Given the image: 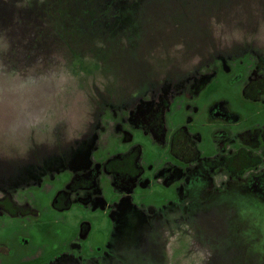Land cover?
Segmentation results:
<instances>
[{"label":"rangeland","instance_id":"rangeland-1","mask_svg":"<svg viewBox=\"0 0 264 264\" xmlns=\"http://www.w3.org/2000/svg\"><path fill=\"white\" fill-rule=\"evenodd\" d=\"M0 81V264H264V0H0Z\"/></svg>","mask_w":264,"mask_h":264},{"label":"flooded vegetation","instance_id":"flooded-vegetation-1","mask_svg":"<svg viewBox=\"0 0 264 264\" xmlns=\"http://www.w3.org/2000/svg\"><path fill=\"white\" fill-rule=\"evenodd\" d=\"M164 93H165V91L163 92V94L159 98L160 103L158 104V108H157V105H154V104H150L149 106L142 104L141 108L129 107L128 109H126L127 115L122 119L121 122L123 124H125L126 122L130 123L131 120L128 118L133 116L137 119L136 121H138V125L135 124L136 128L141 129L142 127H145L147 130L151 129L149 131H151V134L153 135L154 139H157L156 134L153 132V128H156V127L161 128L159 126L160 116L163 117V111L166 110V108H167V106H166L167 97L164 95ZM151 105H153V106H151ZM117 128L121 129V127H118V126H117ZM156 130L158 131V128H156ZM161 138H162V136H161ZM82 166L83 165H77L75 167V171H77V172H75V173H77L76 178L78 175L84 176V177L90 176V173H89L90 170H88L89 168L87 167L88 169L87 168L80 169ZM82 171H84V172H82ZM78 172H82V173H78ZM85 173H87L88 175H85ZM87 180L89 182L92 181L93 185H89L88 189L79 190L80 193H77V194H79V195L82 194L80 196L84 197L85 200L88 198L87 202L92 203V205H95V204L98 205L99 199L97 196L98 194H96V189L94 188L95 187L94 176L92 178H87ZM92 190L94 191V193L91 195H87L88 194L87 192H90ZM81 191H84V192H81ZM66 197H68V196H66Z\"/></svg>","mask_w":264,"mask_h":264},{"label":"crops","instance_id":"crops-1","mask_svg":"<svg viewBox=\"0 0 264 264\" xmlns=\"http://www.w3.org/2000/svg\"><path fill=\"white\" fill-rule=\"evenodd\" d=\"M14 75H15V70H14ZM14 75H13V77L12 78H9V79H11L10 80V86H9V88H8V92L9 93H13L14 95H15V97H22L20 94H21V92H22V88H20V86H29V84L27 83H25L23 80L22 81H20L19 82V84L17 83V79H15V77H14ZM2 81V80H1ZM0 81V85L1 84H3V85H5V83L4 82H1ZM30 86H31V83H30ZM40 86V85H39ZM4 89V88H3ZM43 89H44V84H43ZM4 90H6V89H4ZM4 90H3V93H4ZM42 91V90H41ZM61 91V90H60ZM62 92V91H61ZM65 94L66 93H62L61 94V96L60 97H64L65 96ZM20 95V96H19ZM59 95H57L56 97H58ZM10 97H13V96H11L10 95ZM24 97H26V96H24ZM28 97H30V96H28ZM39 97H44V95L42 96L41 94L39 95ZM67 97H72V96H67ZM73 97H75V98H77V97H79L78 96V94L77 93H75V95L73 96ZM31 135H33V134H31ZM30 136V135H29ZM10 138H11V136H9ZM15 137V136H14ZM13 137V138H14ZM32 137V136H31ZM13 138H11L12 140H13ZM21 139H23V138H21ZM24 139L26 140V142H28V140L30 139V137H24ZM95 139H96V137H94L90 142H89V144H88V147L87 148H85V147H83V150L85 151V153H82L81 154V156L80 157H82L81 159H79L80 161H78V162H70V164H69V166L68 167H71V168H73V171H75V164L76 163H79L78 165H83L80 169H85V168H87L88 166H89V164H90V156H89V153L88 152H90V149H92V147H93V144H94V141H95ZM66 147V146H65ZM64 147V148H65ZM67 148V147H66ZM61 163V162H60ZM67 167V169H69L70 171H71V168H68Z\"/></svg>","mask_w":264,"mask_h":264},{"label":"water","instance_id":"water-1","mask_svg":"<svg viewBox=\"0 0 264 264\" xmlns=\"http://www.w3.org/2000/svg\"><path fill=\"white\" fill-rule=\"evenodd\" d=\"M84 226H87V231L85 232V234L83 235V227ZM90 227L89 225L85 224V225H82L81 227V230H80V234H79V237H81L82 239H85L88 235V231H89Z\"/></svg>","mask_w":264,"mask_h":264}]
</instances>
